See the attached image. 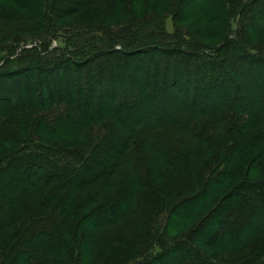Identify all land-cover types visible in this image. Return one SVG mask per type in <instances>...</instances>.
<instances>
[{
    "label": "trees",
    "instance_id": "trees-1",
    "mask_svg": "<svg viewBox=\"0 0 264 264\" xmlns=\"http://www.w3.org/2000/svg\"><path fill=\"white\" fill-rule=\"evenodd\" d=\"M107 1L0 0V264H264V0Z\"/></svg>",
    "mask_w": 264,
    "mask_h": 264
},
{
    "label": "rangeland",
    "instance_id": "rangeland-1",
    "mask_svg": "<svg viewBox=\"0 0 264 264\" xmlns=\"http://www.w3.org/2000/svg\"><path fill=\"white\" fill-rule=\"evenodd\" d=\"M129 4H127L125 7H122L121 4H119V0H109L105 3L97 4L90 9L83 10L79 12L77 15L71 17L67 21L64 22V25H69L73 22H80V23H94V24H106V25H114L120 21H129L133 18L138 17H149L148 22L144 24L143 26H140V33H145L147 30L151 27H153L154 22H150L152 19L158 18V16L164 17V25H165V31L168 33H172L175 31V26L172 22V17L169 15L171 12V6H168V4H162L158 3L157 0H147L149 1L147 4H144L143 2L145 0H141L136 2L137 0H126ZM174 1V0H170ZM125 14V15H124ZM130 15V19L127 17ZM154 17H151V16ZM150 20V21H149ZM238 16L235 15L232 18L229 19V31L230 33H235L238 31ZM193 24V25H192ZM186 26V25H185ZM51 27V26H50ZM193 33L201 34L202 41H205L209 43L212 46H219L220 42L224 40L223 36H217L212 39H208V33L211 28L210 24L207 21H201L192 23L191 21L188 22L187 26ZM50 38H54V40L51 42V44L47 45V51H52L53 49H56L58 45L64 46V38L63 34L59 32H56L54 28H51ZM93 36H97L96 32L92 34ZM41 39H48V36H44ZM200 39V38H199ZM260 41L252 40V45L258 43ZM30 43V41H29ZM35 43H33L31 46H33ZM37 44L40 46L39 41ZM263 46H264V40H263ZM23 47V45H21ZM28 47V45L26 46ZM41 49V48H39ZM19 49L14 53L11 54L6 49H0V66H7L14 68L15 63H13L16 60V57L18 55ZM60 51H55V53H58ZM45 53V52H44ZM10 63V65L8 64ZM8 64V65H7Z\"/></svg>",
    "mask_w": 264,
    "mask_h": 264
}]
</instances>
